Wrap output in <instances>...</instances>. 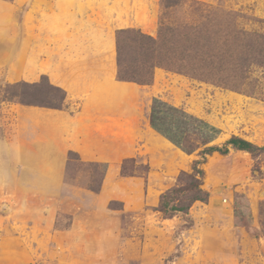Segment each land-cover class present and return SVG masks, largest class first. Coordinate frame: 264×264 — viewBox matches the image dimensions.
I'll return each mask as SVG.
<instances>
[{"label":"rangeland","instance_id":"1","mask_svg":"<svg viewBox=\"0 0 264 264\" xmlns=\"http://www.w3.org/2000/svg\"><path fill=\"white\" fill-rule=\"evenodd\" d=\"M190 1L264 35V0ZM160 13L161 0H0V264H264V151L209 156L208 200L166 218L162 194L200 157L149 123L160 97L219 127L216 143L237 135L264 146V66H249L242 90L156 67L151 84L97 91L120 81L117 29L156 36ZM43 76L70 84L62 109L1 96ZM104 150L113 156L99 158Z\"/></svg>","mask_w":264,"mask_h":264},{"label":"trees","instance_id":"2","mask_svg":"<svg viewBox=\"0 0 264 264\" xmlns=\"http://www.w3.org/2000/svg\"><path fill=\"white\" fill-rule=\"evenodd\" d=\"M184 8H188L189 13L200 11L201 19H191L190 16L189 20V13ZM178 13L183 14L178 16ZM261 41H264V35L239 29L222 18L221 12L204 10L201 5L195 6V2L190 0H161L156 36L140 28L117 29L116 78L148 85L153 81L154 69L161 67L242 90L240 85L246 83L243 73L249 66L252 63L264 66V43L259 44ZM240 54L254 56L243 57ZM232 67L236 69L235 72L231 71ZM1 96L5 100H17L25 105L62 109L66 105L67 92L43 76L37 82L7 84ZM149 123L157 133L186 154L196 152L200 157L194 160L191 171L182 172L178 183L162 194L157 210L166 218L178 213L188 214L196 201L208 200L209 193L203 188L202 165L209 156L214 153L227 155L232 149L252 155L264 151V146L237 135L216 143L222 134L219 127L160 97L152 100ZM73 153L70 150L69 155ZM126 169L125 161L122 164L123 174L127 173Z\"/></svg>","mask_w":264,"mask_h":264},{"label":"crops","instance_id":"3","mask_svg":"<svg viewBox=\"0 0 264 264\" xmlns=\"http://www.w3.org/2000/svg\"><path fill=\"white\" fill-rule=\"evenodd\" d=\"M89 69V71L90 72H92V73H97L98 75L99 74H104V68L103 67H89L88 68ZM110 70H111V73H112V75H111V77H113L114 78V74L116 73V60L114 59L113 60V65H111V67H110ZM99 81V80H98ZM121 83H123L122 81H117V82H115L114 80H112V78H111V84L110 85H105V87H102L101 85H100V87H98V93L100 94H102V93H109L110 94V98L112 97L113 98V84H114V86H116V85H118V84H121ZM58 84H60V86H65L66 88H70L71 86H70V84H67L65 81H59L58 82ZM70 86V87H69ZM71 89V88H70ZM71 91V90H70ZM33 113H36V111L35 112H32V114ZM84 115H86V114H84ZM83 115V117H82V115H80L75 121H77V125H78V127H79V129H80V131H82L81 130V125H80V123H79V121L78 120H81L82 122H88V121H90V120H87L86 119V117L88 116V115H86V116H84ZM89 117V116H88ZM85 119V120H84ZM88 127V124H85V131H86V128ZM83 128V127H82ZM97 132V131H96ZM103 133V132H102ZM113 133V132H112ZM94 132L92 131V133H91V131H89L86 135L87 136H91V135H93L94 136ZM99 135H101V134H99ZM110 135L112 136L113 134H111L110 133ZM165 138V137H164ZM87 147H90L91 148V146L90 145H87ZM92 149V148H91ZM89 151H91V150H89ZM95 150H93V152H94ZM84 153H85V151H84ZM83 153V154H84ZM99 153V152H98ZM84 155H86V154H84ZM88 158L89 157H91L90 155L88 156V155H86ZM110 156H113V153H112V151H109V150H104L103 152L101 151L100 152V154H99V158L101 157V158H103V159H109L110 158Z\"/></svg>","mask_w":264,"mask_h":264},{"label":"bare ground","instance_id":"4","mask_svg":"<svg viewBox=\"0 0 264 264\" xmlns=\"http://www.w3.org/2000/svg\"><path fill=\"white\" fill-rule=\"evenodd\" d=\"M36 114L37 113H33ZM42 115V114H41ZM40 115V116H41ZM52 128V126H50ZM42 129V128H41ZM152 129V128H150ZM45 130V129H44ZM50 130V129H49ZM154 131L155 134H157L161 139L165 140L166 142H168L171 146H173L174 148L178 149L180 152L184 153V151H182L181 149H179L178 147H176L174 144H172L168 139L164 138L162 135H160L159 133H157L154 129H152ZM52 131V130H51ZM47 132V131H46ZM45 133V132H44ZM48 133V132H47ZM40 136V135H39ZM41 137V136H40ZM42 154V153H41Z\"/></svg>","mask_w":264,"mask_h":264}]
</instances>
